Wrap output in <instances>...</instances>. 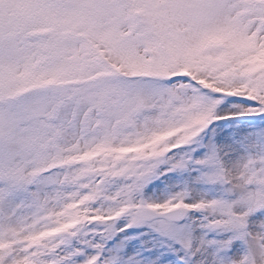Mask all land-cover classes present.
<instances>
[{"label": "snow or ice", "instance_id": "1", "mask_svg": "<svg viewBox=\"0 0 264 264\" xmlns=\"http://www.w3.org/2000/svg\"><path fill=\"white\" fill-rule=\"evenodd\" d=\"M0 264H264V0H0Z\"/></svg>", "mask_w": 264, "mask_h": 264}]
</instances>
